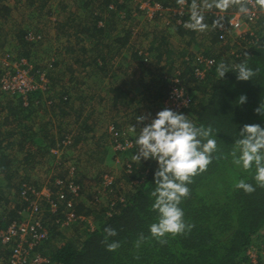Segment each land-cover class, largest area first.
I'll use <instances>...</instances> for the list:
<instances>
[{"label":"rangeland","instance_id":"rangeland-1","mask_svg":"<svg viewBox=\"0 0 264 264\" xmlns=\"http://www.w3.org/2000/svg\"><path fill=\"white\" fill-rule=\"evenodd\" d=\"M191 3L192 15L199 12L201 16H192L186 25L194 26L198 31L197 40L194 37L198 47L192 45L193 38L191 45L184 51L186 54H199L208 50L210 25L202 16L213 10V5L220 4L221 11L224 12L220 16L223 18H230L232 13L243 6V0H228L226 5L223 0H196ZM125 5L129 11L128 17L124 12L121 16L119 13L112 15L108 10L110 6H116L112 2L103 10L96 0H0L1 53L7 52L15 59H20L17 57V50L23 53L21 50L29 49L32 56L27 61L28 65L46 72L45 84H42L39 76L33 75V86L38 89L26 95V104L19 96L4 91L0 86L1 130L8 134L11 132L14 119L9 118L7 122L4 119L11 107L16 109L15 113L20 114L23 121L36 115L35 124H41L45 128H41L40 132H47L45 139L48 143L40 140L39 145H34L32 140H27L29 144L22 147L18 144L20 138L14 142L9 141V144H0V150L12 155L15 161L10 173L0 174V190L7 192L13 203L21 181L42 189L58 175L56 161L60 152L51 156L49 149L62 134L69 133L75 136L74 140L80 138L77 145H71L63 151L61 161H73L70 163L77 169L76 177L81 192L75 203L83 204L84 211L93 210L95 214H100L107 207L109 212L113 210L138 183L126 181L131 166L135 164L143 168L156 162L154 159L141 162L132 159L137 147L136 135L130 131V127L136 125L138 115L150 114L154 118L162 110L154 94H162L163 87L156 79L155 82L150 81V77H157L163 67L172 72L180 70L179 55L181 49L187 47L183 42L190 41V37L186 35L181 39L174 28L164 25L172 16L149 22L144 14L136 12V1L129 0ZM96 10L101 17L98 27L103 29L104 25V30L106 29L104 36L93 29L94 21L91 16L95 15ZM241 19L243 26L239 32L245 35H253L262 27L261 18L252 23L245 22L246 16ZM127 31L130 32L127 45L115 50L118 47L115 38L124 36ZM24 32L40 34V42L25 47L18 36ZM240 40V35L229 30L225 40L213 46V51L209 52H215L220 58L231 55L236 58ZM139 52L148 54L149 60L146 63L134 58L135 54L139 56ZM83 53L86 55L83 56ZM159 55L160 61L164 60L168 64H158ZM93 57L100 60V68L92 65L95 59ZM52 63L53 66H47ZM183 85L187 90L191 88L189 82H183ZM115 86H122L131 93L128 98L130 102L118 106L112 104L110 90ZM110 124H116L118 130L128 136L133 142L131 149L124 152L114 149L113 138L108 132ZM26 130L22 127L21 131ZM29 138L35 137L29 135L27 139ZM53 140L54 143H51ZM42 144L50 147L45 149L40 147ZM104 175L113 177L112 196L104 194L100 202L95 203L90 196L99 187ZM46 220L50 227L51 218L46 216ZM75 228L79 232L85 228L92 230L93 218L88 216L79 222L58 228L59 235L54 238V244L60 245L75 236ZM248 249L253 256L249 261L251 264H264V230L252 240ZM0 264H4L2 259Z\"/></svg>","mask_w":264,"mask_h":264},{"label":"trees","instance_id":"trees-1","mask_svg":"<svg viewBox=\"0 0 264 264\" xmlns=\"http://www.w3.org/2000/svg\"><path fill=\"white\" fill-rule=\"evenodd\" d=\"M96 1L103 10L104 8L107 9L110 2L116 5L118 11L109 10L112 15L121 11L127 17L129 15L125 4L120 5L115 0ZM152 1L160 3L163 7L173 9H176L182 1L186 3V12L182 18V21H185L184 25L174 28L181 39L186 35L190 37V41L185 40L183 42L187 47L181 49L179 69L182 71L181 81L184 83L189 82L191 86L187 90L191 96V104L181 113L187 115L197 126L201 124L211 125L216 130L213 133V138L217 141V152L213 154L212 163L205 172L192 178V183L187 185L190 190L189 195L182 199L179 205L184 211L186 223L194 226L182 235L175 237L168 235L166 237L167 243L163 245L151 237L149 226L157 222L158 218V213L152 210L154 198L150 195L156 187L154 172L158 167V163L156 161L153 164L145 165L143 168L133 164L130 165L131 170L126 175V181L132 184L134 182L138 183L132 191L124 196V201L117 203L110 212L108 207L100 214H95L93 210L84 211L83 204L74 202V212L78 218L79 216L84 219L88 216L91 219L93 218L94 228L92 230L85 228L79 232L75 228V236L60 245L54 244V238L59 235V227L54 224V216L49 213L45 214V225L48 228L49 235L47 241L39 247L38 251L42 256L49 258L51 264H251L247 256L248 247L251 245L252 240L264 230V188L257 186L256 181L253 179L254 166L251 171L235 166L229 154L234 147V141L239 138V130L243 125L260 124L264 127V116L254 112V109L259 107L261 102H264V19H260L262 20V27L259 31L253 35H246L240 40L241 44L238 46L239 50L236 53V58L235 55L220 58L216 56L215 52H209L213 51L211 50L213 46L218 43L221 44L218 40L219 34L214 26L217 19L210 12L204 13L202 17L210 25L209 48L199 54L204 58L213 59L214 66L206 73L203 80L196 81L192 75L191 64L184 61L186 56L192 58L195 55L186 54L184 51L188 49L198 33L194 26L186 25L188 19L194 16L190 11V6L191 2L196 0ZM2 9L6 11L5 8ZM212 9L219 12L221 6L217 3L212 6ZM197 16H201V14L196 12L194 17ZM91 17L94 21V32L104 36L105 26L103 25L102 29L97 25L98 21H101L100 12L96 10L95 15ZM223 19L227 20L226 17ZM186 29L188 30L186 31ZM27 33L24 32L18 35L23 45L29 47L36 44L25 41L24 36ZM86 33H88V30ZM129 37L130 32L127 31L124 36L115 38L118 46L115 50L124 48ZM195 38L192 45L197 48ZM21 51L23 53L17 50V57L28 61L32 56V52L29 49ZM245 52L249 54V67L259 68V74L254 76L252 80L238 81L236 73L230 71L225 74L223 79H220L216 72L218 64L224 62L231 68L234 64L245 59ZM85 55L83 53V56ZM141 57L137 54L134 55V58H138L143 62L144 60ZM160 59L161 56L159 55L158 64H168L163 62L164 60L160 61ZM93 61L94 64L92 65L100 68V60L95 58ZM36 70H40V68L34 67L33 72ZM170 71L169 69L165 70V67H163L160 68V74L157 77H150V81L155 82L156 79L163 87L164 92L162 94H154L158 102L165 98L168 93L169 78L174 76V72ZM110 92L112 93V104L114 106L130 102L128 98L131 97V93L124 90L122 86H115ZM241 94L247 96V101L243 105L237 103ZM15 110V108L9 107V111L4 118L6 122L9 118H13L17 122L22 120L19 117L20 114L15 113ZM110 125L118 129L116 124ZM11 133L4 132L0 126V144L6 138H10ZM19 135L21 138L25 137L22 133ZM74 138L75 136L72 137L73 147L80 140L79 137L76 140ZM31 140L34 145H39L41 142L40 140L39 142H35L38 140ZM6 143L9 144V141ZM51 143H54V140ZM18 144L23 147L29 143L27 140L20 139ZM32 144L30 145L32 146ZM40 147L48 149L50 146L42 144ZM13 162L15 161L12 155L7 154L5 150H0V174L10 173ZM241 179L252 184L255 191L246 194L242 189H236L235 184ZM77 183L79 184L78 181ZM19 187L20 183L17 187V196L14 203L7 196V192L4 193L0 190V231L5 230L9 223L21 218L18 212L23 204L18 198ZM93 194L90 196L92 201ZM70 197L69 195L68 198ZM107 212L111 213L110 216L107 215ZM49 215L51 217L50 227L46 220V216ZM79 221L80 219H77L74 223ZM106 227H112L117 232L115 237L109 238V242L118 241L120 243V247L115 251H108L106 245L102 243ZM140 234L148 239L137 248L135 242ZM2 248L0 245V249ZM6 257L7 252L2 249L0 259L4 261Z\"/></svg>","mask_w":264,"mask_h":264},{"label":"built area","instance_id":"built-area-1","mask_svg":"<svg viewBox=\"0 0 264 264\" xmlns=\"http://www.w3.org/2000/svg\"><path fill=\"white\" fill-rule=\"evenodd\" d=\"M134 1H136V12L144 14L145 19L149 22L157 18L164 19L165 16H172L164 23L167 28L184 25L185 21H182V18L187 8L184 1L178 5V9L163 7L160 3L152 0ZM109 9L113 10L114 8L110 6ZM122 13V11L119 12V15L121 16ZM210 13L214 14L217 19L214 26L219 34L218 40L222 43L229 30L237 33L243 39L246 35L239 32L243 26L241 18L246 16V23H252L263 18L264 3H261L260 0H243V6L240 10L232 13L226 21L223 16H220L224 12L211 10ZM25 40L29 43H37L41 40V35L28 32L25 35ZM138 54L143 57L144 62L149 60L148 54L143 52ZM184 61L191 64L192 75L196 81L203 80L206 73L214 66L213 59L204 58L200 54H195L192 58L186 56ZM51 65L48 64L47 66L51 67ZM32 69L26 59H15L10 53H1L0 51V86L4 91L19 96L24 104L27 101L26 95L38 89L33 86L34 74L39 76L42 84L46 83V72L36 70L31 74ZM181 74V70H176L174 76L169 78L168 93L160 101L162 110L169 108L181 113L191 104V96L180 79ZM108 132L113 138L115 150L124 152L132 148L133 142L124 132L115 129L113 125H110ZM72 137L69 133L62 134L49 149L51 156L60 152L56 161L58 175L52 179L50 184L45 185L42 189H37L30 183L20 182L18 198L23 207L18 214L21 218L9 223L5 230L0 231V245L7 252L4 264H51L49 258L42 256L38 251L39 247L47 241L49 235L45 225L46 213L55 217L54 224L59 228L69 226L77 219H84L81 216L78 218L74 212V202L81 192V186L77 183V169L74 164L70 163L73 161H61L64 155L63 151L73 144ZM60 174L62 175L60 176ZM112 181L113 177L110 175L102 177L99 187L92 192L94 193L93 202L99 203L102 195L112 193ZM69 195L70 198H68ZM107 215L110 216V213ZM249 253L250 251H248V256L251 259L253 256Z\"/></svg>","mask_w":264,"mask_h":264},{"label":"clouds","instance_id":"clouds-1","mask_svg":"<svg viewBox=\"0 0 264 264\" xmlns=\"http://www.w3.org/2000/svg\"><path fill=\"white\" fill-rule=\"evenodd\" d=\"M115 1L120 5L126 2ZM260 2L264 3V0ZM223 3L226 5L228 0H223ZM113 8L118 11L116 6ZM244 56V60L231 68L224 62L219 63L216 68L218 77L223 79L225 74L231 71L236 73L238 81L252 80L259 74L260 69L249 67V54L245 52ZM246 101L247 96L241 94L237 103L243 105ZM254 112L264 116V102H261ZM130 131L136 135L137 147L132 159L139 162L154 159L158 163L154 172L156 187L150 194L154 198L152 210L158 213V218L157 222L149 226V231L151 237L163 245L167 243L168 235H182L194 226L186 223L184 211L179 205L182 199L189 195L187 185L192 183V178L205 172L212 163L213 154L217 152V141L213 138L216 130L211 125L197 126L187 115L164 108L157 112L154 118H151L150 114L138 115L137 124L130 127ZM229 155L235 166L243 167L246 171H251L254 166L253 179L257 186L264 188V127L260 124L243 125ZM235 188L242 189L246 194L255 191V187L244 179L237 181ZM104 233L102 243L106 245L107 250H117L120 243L109 242L110 237L117 235L116 230L106 227ZM147 239L140 234L135 247L139 248Z\"/></svg>","mask_w":264,"mask_h":264},{"label":"crops","instance_id":"crops-1","mask_svg":"<svg viewBox=\"0 0 264 264\" xmlns=\"http://www.w3.org/2000/svg\"><path fill=\"white\" fill-rule=\"evenodd\" d=\"M7 7H9V9H11L10 6H7ZM9 9H7V10H9ZM35 117H36V115H32L29 118H27L25 121L20 120L18 122L13 120V123H12L11 128H10V131L12 132L11 133L12 136L10 138L6 139L4 142H8V141L14 142L16 139H20L21 136L19 134H21V133L25 134V137L21 138L22 140H31V138L27 139V137H29V135H31V136L35 137L33 140H41L43 142L44 141L46 142L47 140L45 139V135L47 134V132H44L45 128L42 127L43 125L35 124V120H34ZM29 119H32V121L28 122ZM22 127H25V130L27 128L26 132L21 131ZM41 128L44 129L42 132H40ZM51 139H53V137ZM46 143H48V142H46Z\"/></svg>","mask_w":264,"mask_h":264}]
</instances>
